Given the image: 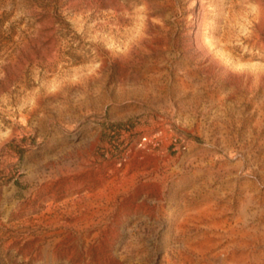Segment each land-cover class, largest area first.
<instances>
[{
  "label": "rangeland",
  "instance_id": "rangeland-1",
  "mask_svg": "<svg viewBox=\"0 0 264 264\" xmlns=\"http://www.w3.org/2000/svg\"><path fill=\"white\" fill-rule=\"evenodd\" d=\"M0 264H264V0H0Z\"/></svg>",
  "mask_w": 264,
  "mask_h": 264
},
{
  "label": "built area",
  "instance_id": "built-area-1",
  "mask_svg": "<svg viewBox=\"0 0 264 264\" xmlns=\"http://www.w3.org/2000/svg\"><path fill=\"white\" fill-rule=\"evenodd\" d=\"M130 129H131L130 126L127 125L121 127L120 131L124 133L130 131ZM162 132H163L162 129H157L151 135H143L140 139V142L138 143V147L144 146L147 141H152L156 143L158 139H160V136L163 134ZM174 141L178 142V143H174L175 145L174 149L177 150L178 152L182 150H186L188 148L189 143L185 140L184 136L176 137Z\"/></svg>",
  "mask_w": 264,
  "mask_h": 264
},
{
  "label": "crops",
  "instance_id": "crops-1",
  "mask_svg": "<svg viewBox=\"0 0 264 264\" xmlns=\"http://www.w3.org/2000/svg\"><path fill=\"white\" fill-rule=\"evenodd\" d=\"M252 133H255L254 131Z\"/></svg>",
  "mask_w": 264,
  "mask_h": 264
}]
</instances>
